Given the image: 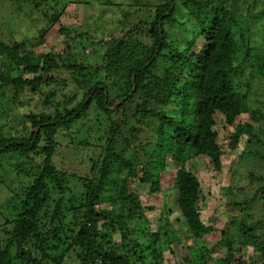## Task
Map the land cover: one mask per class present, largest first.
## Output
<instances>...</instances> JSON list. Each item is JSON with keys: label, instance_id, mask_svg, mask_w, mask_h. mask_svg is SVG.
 I'll return each instance as SVG.
<instances>
[{"label": "trees", "instance_id": "16d2710c", "mask_svg": "<svg viewBox=\"0 0 264 264\" xmlns=\"http://www.w3.org/2000/svg\"><path fill=\"white\" fill-rule=\"evenodd\" d=\"M182 7L187 9L186 18L178 20ZM145 13L146 19L138 23L139 38L131 36L136 30L132 25L119 38L100 37L105 48L95 66L84 63L70 44L62 53H35L25 40L0 39V119L11 111L10 105L23 107L29 97H43L22 114L23 132L14 125L5 130L8 123L0 121V158L10 157L11 173L26 180L21 199L12 207L16 211L2 228L0 264H63L72 251L79 264H165L169 257L174 261L171 245L183 241L188 252L180 264H249V257L237 255L235 245L251 248L264 264V222L247 220L250 201L258 200L264 210L262 176L256 179L259 192L232 201L241 212L220 229L223 240H216L224 253L213 258L203 243L200 250L193 246L218 228L213 219L204 225L200 218L202 183L189 169V161L206 157L217 171L224 151L236 149L242 138L244 146L264 143L259 135L264 129L250 122L242 89L247 86L248 47L242 51L243 60L235 63L239 16L226 0H159ZM173 26L175 38L181 27H187L181 48L168 41ZM237 30L242 37V30ZM59 32L65 35L62 27ZM85 37L93 39L87 32ZM256 69L264 77V53L258 56ZM6 93L11 100L5 102ZM3 102L6 108L1 109ZM217 115L224 118L223 149ZM240 115L244 122L236 127ZM91 120L108 126L105 139L92 145L93 154L99 152L96 159L89 157L92 173L74 176L58 169L53 157L62 139L69 146L90 144L81 127H90ZM168 167L169 184L176 190L186 225L181 234L162 215L151 231L142 199L130 189L132 180L147 193L161 192ZM110 183L116 196L109 207H102ZM77 188L81 194L73 197ZM147 253L150 262L145 260ZM198 256L201 262L195 260Z\"/></svg>", "mask_w": 264, "mask_h": 264}, {"label": "rangeland", "instance_id": "374dc122", "mask_svg": "<svg viewBox=\"0 0 264 264\" xmlns=\"http://www.w3.org/2000/svg\"><path fill=\"white\" fill-rule=\"evenodd\" d=\"M113 4H110L108 2ZM159 0H0V39L4 42H13L25 40V44L31 51L39 53L41 51L55 50L56 52H65L67 44L76 47L77 56L84 63L90 65L100 64L102 57L101 50L105 48L102 42L103 39L119 38L127 27H136L132 31L131 36L140 37V20H145L149 8L154 7ZM227 5H232L233 10L239 16L238 28L235 29V37L239 44L240 51L237 54L235 63L243 60V50L248 47L247 60V75L243 92L248 106V117L250 122L256 127L264 129V77L257 71L256 63L258 56L264 53V0H226ZM148 8V9H147ZM147 9V10H145ZM185 8H180L176 13L178 20H185ZM58 15V18H53L52 14ZM132 25V26H131ZM138 25V26H137ZM60 27L64 30V34H60ZM187 29V27L184 26ZM184 28L181 27V32L178 31L176 38V26L169 28L168 41H175L174 47L181 48L187 38ZM242 30V37L240 36ZM92 36V40L85 37V33ZM79 33L82 37H79ZM187 33V32H186ZM80 39L82 44L86 46L82 50L81 44H77ZM135 39L134 37L132 38ZM96 45H93V44ZM95 50V54H91ZM67 86V85H65ZM5 102L11 100L9 94L4 96ZM43 97L31 96L29 100H24L23 107L12 106L11 111L7 113L5 118L0 119L3 123H8L5 130L9 126H13L20 132H23L22 114L31 109L38 99ZM121 99V98H120ZM119 101V100H118ZM6 108L5 103L1 104V109ZM89 121V120H88ZM216 128L219 133V143L223 146V136L226 133L224 128V118L221 115L216 117ZM94 122V123H93ZM90 121V127L82 128L81 134L86 133L87 142L85 146H69L70 144L62 139V144L58 149L57 154L53 157L55 166L74 176H89L92 161L89 157L96 159L99 155L93 146L95 143L105 139V132L108 126L101 121ZM244 122V116L240 115L235 120V126H241ZM80 127V126H77ZM87 133L85 130H88ZM229 131L234 127L230 126ZM75 132H80L76 127ZM76 135V134H75ZM264 141V132L259 133ZM77 136V135H76ZM81 137V136H80ZM103 137V138H102ZM98 139V140H97ZM245 138L241 139V144L232 151H224L221 155V170H212V166L206 157H198L190 160L188 163L189 169L201 181V196L202 200L199 203L198 211L204 225L212 224L218 228L212 234H206L204 241H199L193 245L196 249L205 246L211 250L213 258L216 255L224 253V247L218 243L216 239L223 240L222 233L231 221V218L238 216L240 209L233 205L232 201L243 200L244 197H252L255 192H259V182L256 180L260 176L264 177V143H246ZM68 143V144H67ZM99 149V148H98ZM223 149V148H222ZM226 149V148H225ZM226 152V153H225ZM9 160V161H8ZM8 160L0 158V241H5V234L2 230L3 226L7 225L9 220L16 211L13 205H17L21 199L22 183L26 180L22 176H16L11 173L9 163L13 160L8 157ZM172 168L168 167L165 174L162 175L161 183L163 190L156 194H150L145 191V188L137 187L135 181L130 180V189L134 190L142 199V206L145 207L143 214L146 215L147 223L151 231H155L159 215L169 220L170 225L177 234L185 233L186 225L180 214L176 203V190L171 187L170 174ZM169 172V174H168ZM165 175V176H164ZM120 177V172L117 174ZM77 182L74 181V184ZM79 184V183H78ZM146 189L148 186L145 185ZM114 184H108L104 190L105 204L102 207H109L110 200L115 194ZM229 189V190H228ZM73 197H79L81 192L76 189ZM71 197V195H70ZM153 207L151 210L147 207ZM247 220H259L264 222V210L258 200L254 199L249 203ZM211 218V220H210ZM183 241V240H181ZM190 242H188L189 244ZM204 246H203V244ZM181 244L174 243L171 245L173 249L174 261L171 257L166 259L165 264H180L183 257L187 254V248ZM193 247V248H194ZM237 255H243L249 264H261L262 258L258 253H253L251 248H240L235 245ZM194 250V249H193ZM197 250V251H198ZM200 252V251H199ZM204 252V251H203ZM147 262H150L151 256L147 253L145 257ZM195 260H201L198 256ZM202 261V260H201ZM200 261V262H201ZM63 264H79L76 260L74 252H70ZM208 264H213L212 261Z\"/></svg>", "mask_w": 264, "mask_h": 264}, {"label": "water", "instance_id": "95a60500", "mask_svg": "<svg viewBox=\"0 0 264 264\" xmlns=\"http://www.w3.org/2000/svg\"><path fill=\"white\" fill-rule=\"evenodd\" d=\"M134 88H135V87H133V89H134ZM122 100H123V98L120 99V100L118 101V103H120ZM118 103H117V104H118ZM115 106H116V105L112 106L111 109H113Z\"/></svg>", "mask_w": 264, "mask_h": 264}]
</instances>
